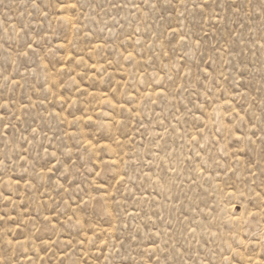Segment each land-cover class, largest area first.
<instances>
[{
	"label": "rangeland",
	"instance_id": "374dc122",
	"mask_svg": "<svg viewBox=\"0 0 264 264\" xmlns=\"http://www.w3.org/2000/svg\"><path fill=\"white\" fill-rule=\"evenodd\" d=\"M0 264H264V0H0Z\"/></svg>",
	"mask_w": 264,
	"mask_h": 264
}]
</instances>
